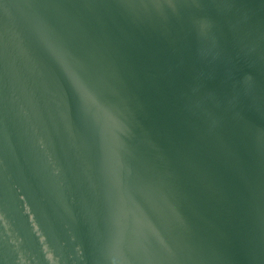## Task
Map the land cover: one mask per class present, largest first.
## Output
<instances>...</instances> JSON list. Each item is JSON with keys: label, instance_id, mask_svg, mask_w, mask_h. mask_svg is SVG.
<instances>
[{"label": "water", "instance_id": "95a60500", "mask_svg": "<svg viewBox=\"0 0 264 264\" xmlns=\"http://www.w3.org/2000/svg\"><path fill=\"white\" fill-rule=\"evenodd\" d=\"M0 264H264V0H0Z\"/></svg>", "mask_w": 264, "mask_h": 264}]
</instances>
